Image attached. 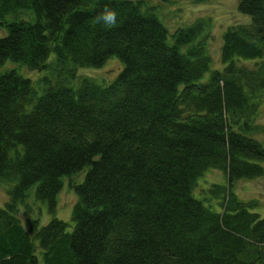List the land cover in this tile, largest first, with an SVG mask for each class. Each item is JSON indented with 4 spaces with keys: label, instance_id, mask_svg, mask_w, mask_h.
I'll list each match as a JSON object with an SVG mask.
<instances>
[{
    "label": "trees",
    "instance_id": "16d2710c",
    "mask_svg": "<svg viewBox=\"0 0 264 264\" xmlns=\"http://www.w3.org/2000/svg\"><path fill=\"white\" fill-rule=\"evenodd\" d=\"M106 8L115 25L96 22ZM236 9L249 20L222 32V67L202 79L201 19L170 33L143 0H0V66L46 72L0 70V264H36V249L41 264H264V214L232 189L264 175V0ZM109 56L122 62L111 82L68 84ZM208 168L225 178L207 188L217 210L191 194ZM79 171L71 229L52 216L25 230L26 191L53 212Z\"/></svg>",
    "mask_w": 264,
    "mask_h": 264
},
{
    "label": "rangeland",
    "instance_id": "374dc122",
    "mask_svg": "<svg viewBox=\"0 0 264 264\" xmlns=\"http://www.w3.org/2000/svg\"><path fill=\"white\" fill-rule=\"evenodd\" d=\"M147 5L153 6V12L161 24L168 32H173L178 27H185L196 19H201L206 27L203 28L205 46L211 57L209 70L206 71L202 79L207 78L209 71L213 69H221L222 65L219 62V47L221 44L222 32L230 25L244 23L249 20V17L238 12L236 9L237 0H143ZM19 16L29 19L31 14L21 12ZM32 18V17H31ZM5 31H0V34ZM53 59L51 53L48 61ZM4 68H14L20 75L30 78L34 81L40 75H44L45 71L30 70L20 64L5 61L0 70ZM122 68V62L116 56L107 57L98 67H77L75 76L68 82L72 88L78 86L81 77L93 79L101 85L111 82ZM256 122L264 124V102L260 103L256 116ZM264 165V163H263ZM83 177V171L62 176V185L55 196V204L53 212L48 210L45 201L38 200L34 197V190L30 187L22 201L18 203L16 216L25 230L26 219H35L37 227L47 223V221L55 216L67 224L66 230L69 231L72 227L70 220V212L72 205L76 200V195L69 186V182L80 181ZM212 183L224 184V174L217 170L208 168L204 170L200 176L196 178L192 189V196L198 199L205 206L208 205L212 210H217L215 198L209 195L207 188ZM11 184L0 180V207L7 200V189ZM237 198L240 200L254 199L257 205L252 208V211L259 215L264 214V175L250 179L236 181L232 187ZM31 236V233H30ZM32 241L36 243L35 239ZM37 263L41 264V250L36 249Z\"/></svg>",
    "mask_w": 264,
    "mask_h": 264
},
{
    "label": "clouds",
    "instance_id": "9594fccd",
    "mask_svg": "<svg viewBox=\"0 0 264 264\" xmlns=\"http://www.w3.org/2000/svg\"><path fill=\"white\" fill-rule=\"evenodd\" d=\"M103 21L105 25L112 26L116 24L117 21V13L111 9H105L103 13H101L96 18V22L99 23Z\"/></svg>",
    "mask_w": 264,
    "mask_h": 264
}]
</instances>
